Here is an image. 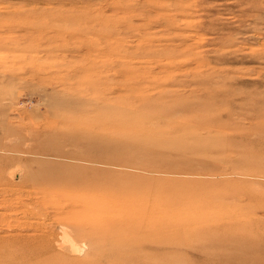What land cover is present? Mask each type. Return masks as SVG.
<instances>
[{
    "label": "rangeland",
    "instance_id": "rangeland-1",
    "mask_svg": "<svg viewBox=\"0 0 264 264\" xmlns=\"http://www.w3.org/2000/svg\"><path fill=\"white\" fill-rule=\"evenodd\" d=\"M0 202V264H264V0H0Z\"/></svg>",
    "mask_w": 264,
    "mask_h": 264
},
{
    "label": "bare ground",
    "instance_id": "bare-ground-1",
    "mask_svg": "<svg viewBox=\"0 0 264 264\" xmlns=\"http://www.w3.org/2000/svg\"><path fill=\"white\" fill-rule=\"evenodd\" d=\"M43 193H45V192H43ZM42 195V194H41ZM2 196V195H1ZM5 197V195L3 196V199H2V204H6V205H12V204H15V201H16V203H19V205L21 204V198H20V196H15L14 195V198H11V196H10V198H4ZM33 197V196H32ZM41 197V196H40ZM39 197V198H40ZM47 198H49L48 196H47ZM46 198V199H47ZM26 199V198H25ZM32 200V199H31ZM22 201H24V199L22 200ZM46 201H48V200H46ZM36 202V201H35ZM40 202V201H39ZM54 202V201H53ZM29 203V202H28ZM0 204H1V202H0ZM35 204V203H34ZM38 204V203H37ZM45 205H47V203L45 204ZM13 206V205H12ZM18 206V205H17ZM20 206H22V205H20ZM27 206H29V205H27ZM27 215V214H26ZM40 215V214H39ZM35 225V224H34ZM64 228V227H63ZM65 229V228H64ZM45 230H47V229H45ZM53 230V229H52ZM47 232V231H46ZM63 233H65V232H63ZM68 234V233H67ZM66 235V233L64 234V236ZM66 237V236H65ZM66 239H68V238H66ZM69 240V239H68ZM39 242V240H35V242H33V243H38ZM66 242V241H65ZM69 242V241H68ZM73 243V242H72ZM37 245H32V247H36ZM66 246V245H65ZM64 246V247H65ZM60 247V246H59ZM61 248V247H60ZM33 249V248H32ZM68 249H70V251L71 252H73V253H75V252H78L79 254L83 251H81L79 248H76V246H74V245H72L71 243H70V248H68ZM67 249V250H68ZM47 250H51V244L49 243L48 245H47ZM63 250V249H62ZM66 250V249H65ZM22 251H24V250H22ZM21 251V252H22ZM26 251H28V250H26ZM25 251V252H26ZM33 256H36L37 254H38V249L37 248H34L33 250ZM27 255H28V252H26V258H25V255L24 254H22V257L20 258H18L17 260L16 259H11L10 261H9V264H30V263H26V260H27ZM28 256H30L31 257V255H28ZM32 256V257H33ZM56 257V256H55ZM236 259H238L237 258V256L235 257V259H233V258H231L230 259V257H228V264H236L234 261L236 260ZM202 262H204L205 264H223V263H221V260L220 261H215L214 263H208L207 262V260H205V261H202ZM261 263H264V261L262 260V261H260ZM87 263V261L86 260H84V261H81V262H79V261H77V260H75V261H73L72 263L71 262H68V264H86ZM96 263V262H95ZM95 263H93V264H95ZM58 264H60V263H58ZM199 264H202L201 262L199 263Z\"/></svg>",
    "mask_w": 264,
    "mask_h": 264
}]
</instances>
